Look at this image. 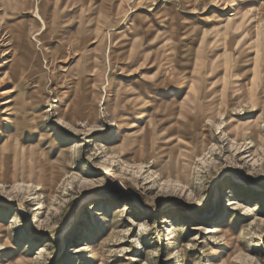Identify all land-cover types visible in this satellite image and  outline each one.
Returning a JSON list of instances; mask_svg holds the SVG:
<instances>
[{
    "label": "rangeland",
    "instance_id": "rangeland-1",
    "mask_svg": "<svg viewBox=\"0 0 264 264\" xmlns=\"http://www.w3.org/2000/svg\"><path fill=\"white\" fill-rule=\"evenodd\" d=\"M225 37L237 85L264 0H0V264H264V75L257 106L180 103L219 102Z\"/></svg>",
    "mask_w": 264,
    "mask_h": 264
},
{
    "label": "bare ground",
    "instance_id": "bare-ground-1",
    "mask_svg": "<svg viewBox=\"0 0 264 264\" xmlns=\"http://www.w3.org/2000/svg\"><path fill=\"white\" fill-rule=\"evenodd\" d=\"M36 9H37V7H34L33 12H35ZM240 21L242 22V20H240ZM239 24H240V22L233 24V26H231V25L227 26L226 27L227 31L225 33L229 32V31H232V32L237 31V33L240 32V34H242V37H241V39H242L246 35V32L240 31L241 26ZM226 37L223 40L224 41L223 46L220 47L223 49L222 65L224 66V68L222 69V72H221V73H223V75H221L217 78L218 88H219L218 92H219V96H220L219 102H218L214 92L207 90L205 87H202L198 93L185 94L182 97V100L180 101L181 105H187V104L195 105V104H197L196 108H197L198 112L202 113L205 117L212 116L211 112L213 110L216 112L224 110L223 105H225V107H227V104H229V105H233V104L240 105V104H242V100L245 97L248 98L250 100V102H252L253 106H257V104L255 103V100L260 99L259 91H261V89H262L261 88V82L263 80V75H264V55L261 52L262 51L264 52V46L258 47V45H257L256 49L254 50L253 53H251V55L244 52L246 50L242 49L241 44L234 49L235 50L234 54L236 56V60H237V58L241 59L243 57L251 56L248 59H246V61H248L247 66L241 67L239 64L235 66V68H234L235 73H239V72H241V73H239V77H237L239 83H237V85H234V83L232 82L233 81V79H232L233 75L231 77V80H229V78H228L231 73H230V69L228 68V65H227L228 62L226 61V59H227V56H230L231 54L229 53L230 55H227L228 54V51H227L228 48H227ZM235 76H237V74ZM259 77H260V79L258 81ZM244 80H247V81H244ZM166 94H167V91H163V93H161L160 95H159V93H156L154 91H147V92L145 91V92L136 93L133 96L132 100L126 99V105H129V101H130V102H133L132 106H136V108L133 109L130 106L129 110L131 109V112L123 114V116H125V118H123L124 119V125L126 127L130 126L132 123H134L133 120H135L139 124L142 123V128L140 129V126L138 125L137 129L142 130V131H143V128L147 129V134L149 136V139H150V141H152L153 136L156 133L154 131V128H152V123H153L152 117L153 116L151 114H153V113L150 114L149 112L151 111L152 108L158 107V105L164 101V99L166 98V96H164V95H166ZM125 98H127V97H125ZM168 98H170V97H168ZM237 99H239V101ZM171 103H173V101H171ZM196 108L195 107L192 109L187 108L186 110L187 111L189 110L188 111L189 113H191V112L194 113V110H196ZM179 109H181V107H179ZM193 113H191V114H193ZM142 120H143V122H142ZM246 126H248V125H246ZM142 135L144 136L145 134L143 133ZM234 135H236V133ZM133 143H129V145H131ZM141 147H142V144L135 145L133 147L134 152L141 150ZM149 152H151V151H149ZM152 152H153V148H152ZM132 199L135 202V204L139 205V202H138L136 197L132 196ZM213 200L214 201L212 204H213V207H215L218 203L217 193L215 194V197ZM231 202L229 199L228 204L231 205L233 203V202L232 203ZM24 228L27 232L31 231V225L27 221L24 222ZM173 230L174 229L170 226L169 229L167 230L166 235H171L174 232Z\"/></svg>",
    "mask_w": 264,
    "mask_h": 264
}]
</instances>
